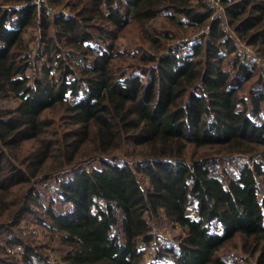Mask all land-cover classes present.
<instances>
[{"label":"trees","instance_id":"trees-1","mask_svg":"<svg viewBox=\"0 0 264 264\" xmlns=\"http://www.w3.org/2000/svg\"><path fill=\"white\" fill-rule=\"evenodd\" d=\"M220 3L0 0V264H264V0Z\"/></svg>","mask_w":264,"mask_h":264},{"label":"rangeland","instance_id":"rangeland-1","mask_svg":"<svg viewBox=\"0 0 264 264\" xmlns=\"http://www.w3.org/2000/svg\"><path fill=\"white\" fill-rule=\"evenodd\" d=\"M43 0H39V2H42ZM206 3L208 4V6L212 9H214V13L216 12L215 15H218V16H223L222 13H223V10L221 8H219L218 5L215 4V2L213 0H205ZM210 3L212 4V6L210 5ZM214 5V6H213ZM52 13H55V11H53L52 9H50ZM40 35V33H38ZM37 42V41H36ZM124 45H126V42L124 41L123 42ZM242 46V50L244 52V55L245 57L248 58V60H251L252 58L255 57V54L254 52L248 48L247 46L243 45V44H240ZM37 51L34 50V55L36 56ZM34 56V57H35ZM261 66L264 67V63H260ZM9 105L8 104H4L3 105V108L5 107H8ZM2 109V106H0V110ZM246 163H251V160L249 158H241L239 159V162L234 164L232 167H229V172L233 175H235V171H237V167L240 166L241 164H246ZM92 164L89 163V164H86V165H81L79 167V169H84L85 166L88 167V166H91ZM97 165V164H96ZM98 166V165H97ZM229 166V165H226V167ZM74 171H67V173L61 175L63 178H68L70 177L72 174H73ZM61 176H60V179H61ZM55 180H52L50 182H42V187L49 190L50 191H53L54 189V184H55ZM48 184V186H47ZM53 185V186H52ZM151 227H152V230H153V233L156 235V238H157V242L160 244L159 246H163V245H171V244H174L178 239H179V236H180V229H178L177 226H175V228H173L171 226V224L169 222H167L166 220H162V219H156L154 221L151 222ZM28 233L30 232L39 242H45L48 240V233L42 229L41 227L37 226V225H31L30 226V229L27 231ZM8 238H10L8 236V234L4 233L3 231H0V245L3 246L6 244ZM157 247V246H156ZM156 247H151L148 252H147V261L151 260L152 257L155 255V252H156ZM227 254L232 257V256H237L239 254V250L238 249H233V250H230L227 252ZM12 255V254H11Z\"/></svg>","mask_w":264,"mask_h":264},{"label":"built area","instance_id":"built-area-1","mask_svg":"<svg viewBox=\"0 0 264 264\" xmlns=\"http://www.w3.org/2000/svg\"><path fill=\"white\" fill-rule=\"evenodd\" d=\"M208 1H210V0H208ZM213 1L215 2L216 5H218V6L220 5L219 8H221L223 10L222 5L220 3V0H213ZM210 5L212 6L211 3H210ZM215 14H216V12L214 13V19H220V20H223L224 22H226L223 13H222L223 16H218V15H215ZM240 51H242V53H244L243 50H242V46L241 45H240ZM259 62L260 63H264V61H261V60H259ZM9 240H10V238H8V240H7L6 244H5L7 252L9 254H12V255L21 254L23 252V247L20 246V245H16V244H7L9 242ZM0 243H1V241H0Z\"/></svg>","mask_w":264,"mask_h":264}]
</instances>
